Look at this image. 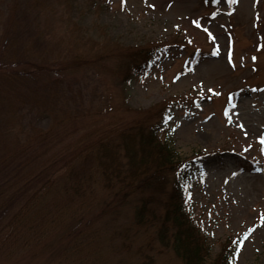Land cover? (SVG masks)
<instances>
[{
	"label": "rangeland",
	"instance_id": "1",
	"mask_svg": "<svg viewBox=\"0 0 264 264\" xmlns=\"http://www.w3.org/2000/svg\"><path fill=\"white\" fill-rule=\"evenodd\" d=\"M15 23L22 49L34 40L31 56L43 50L52 59L70 46L72 56L101 57L63 73V83L104 107V120L187 93L193 103L170 118L175 149L182 156L223 151L207 156L191 182L196 220L215 250L240 235L235 264H264V0H0V32ZM162 41L168 53L123 82L114 48ZM18 112L21 135L49 124L35 105L22 103ZM80 204L65 192L41 198L26 212L35 224L0 245V262L141 264L151 254L155 264H182L170 249L147 246L149 233L122 205L93 213L86 231L69 236Z\"/></svg>",
	"mask_w": 264,
	"mask_h": 264
},
{
	"label": "trees",
	"instance_id": "2",
	"mask_svg": "<svg viewBox=\"0 0 264 264\" xmlns=\"http://www.w3.org/2000/svg\"><path fill=\"white\" fill-rule=\"evenodd\" d=\"M18 25L0 32L1 247L16 238L20 227L28 230L35 224L26 216L28 208L65 192L83 204L72 212L71 223L79 225L74 233L68 228L69 236L86 231L93 213L122 205L129 208L132 223L149 233L147 246L158 243L170 249L182 264H235L240 235L227 236L215 250L196 220L190 191L204 159L223 151L182 156L173 144L170 118L175 110L190 107L189 95L171 97L156 110L104 120V107L76 96L63 83V73L101 57L72 56L70 46L52 53V59L43 50L31 56L34 40L22 49ZM166 45L114 48L122 81L151 70L168 53ZM22 103L48 113L49 124L21 135L17 122ZM141 259V264L156 263L151 254Z\"/></svg>",
	"mask_w": 264,
	"mask_h": 264
},
{
	"label": "snow or ice",
	"instance_id": "3",
	"mask_svg": "<svg viewBox=\"0 0 264 264\" xmlns=\"http://www.w3.org/2000/svg\"><path fill=\"white\" fill-rule=\"evenodd\" d=\"M125 2H126V0H125ZM262 139H264V138H262Z\"/></svg>",
	"mask_w": 264,
	"mask_h": 264
}]
</instances>
